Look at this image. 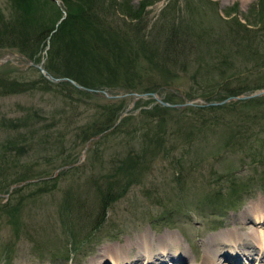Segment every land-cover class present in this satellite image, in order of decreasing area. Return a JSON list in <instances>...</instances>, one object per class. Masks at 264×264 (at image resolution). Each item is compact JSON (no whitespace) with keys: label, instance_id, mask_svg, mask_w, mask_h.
<instances>
[{"label":"rangeland","instance_id":"rangeland-1","mask_svg":"<svg viewBox=\"0 0 264 264\" xmlns=\"http://www.w3.org/2000/svg\"><path fill=\"white\" fill-rule=\"evenodd\" d=\"M59 1L0 0V57L11 58L0 65V83L31 87L0 93V264H104L172 236L192 264H209L215 234L252 239L250 214L264 209V96L159 111L152 99L133 104L131 93L158 91L182 104L264 88V0H100V15L134 22L112 30L125 49L111 57L112 71L92 73L85 86L99 93L87 96L39 83L34 65L54 64L57 77L66 66L48 52L49 39H36L38 30L20 37L11 27L57 25L78 4ZM169 35L170 58L149 62ZM125 110L122 126L82 154L98 135L83 139L90 123ZM10 139L24 146L20 153L3 149ZM27 180L36 181L10 189Z\"/></svg>","mask_w":264,"mask_h":264},{"label":"trees","instance_id":"trees-1","mask_svg":"<svg viewBox=\"0 0 264 264\" xmlns=\"http://www.w3.org/2000/svg\"><path fill=\"white\" fill-rule=\"evenodd\" d=\"M42 1H44L45 3H52V4L54 2L53 0H42ZM99 2L100 0H78V4L72 7L70 10H68V13L64 17V19L61 20L57 25L53 24L49 28H44V29L42 28V30H40L41 29L40 26L35 24L29 27L25 21L23 22V26L22 25L18 26L14 24V26L11 27L17 30H21L24 33L21 34L20 37H25V35L28 36L34 30H38L35 31V34L37 33L36 39L39 41H44L46 39H49L50 44H49L48 52L50 54H54L53 55L54 58H56L55 54L58 55V58H60L64 62L66 66L65 68L67 70L61 73V75L70 77L75 81H77L79 84L85 86L87 85V83H94L92 82V78H91L92 73H96L98 77H101V71L103 69L107 68L110 71L114 69L113 66L111 65V60H112L111 57H117V58L121 57V49L123 54V50L125 48L123 47V45L119 43L121 41H117L115 39V35L112 33V30L115 32L116 29L115 27L131 26L133 25L132 23L134 22L132 16L127 20L126 17L127 15L124 14H123L124 18L115 17L112 20L108 18L106 12L104 13V16L100 15L102 11L99 8L100 7V5H98ZM103 9L104 11L106 10L104 7ZM114 11L115 10H113V12ZM26 15H28L27 17L30 16L29 11L26 13ZM116 19H118V21ZM18 37H14V39L16 40H13V44H17L16 42H18L20 39ZM167 37H168L166 39L167 48L165 49V47H163L161 49L162 50L161 53L154 52L152 54H149L148 56L149 62L150 61L154 62L153 59L156 58L155 57L156 54H158V56H160V58L163 61L165 60V57L170 58V54L172 53V51H174L170 49H176L175 44L171 42V39L173 40V38L176 37L175 36L171 37L170 35ZM1 39L2 36H0V41H2ZM19 49L22 52H24V54L26 53V50L24 48H19ZM143 55L145 56L146 59L147 56L145 55V53ZM53 67L55 69L54 64ZM53 67L50 62L48 63V65H46V68L49 71V73H51L54 76H58L57 73L54 72ZM86 77H89L90 80ZM40 81L43 83V86L46 89H51L53 86H57V87L69 86L71 87V89L75 90L78 93L84 94L86 96L89 94L86 91L78 90L74 85L66 81L53 83L48 79H46L42 74L40 75L39 83H41ZM94 86H96V84ZM28 89H31V87L27 82L21 84L20 82L11 80V82L9 83H3V82L0 83V93H2L3 95L25 93L27 92ZM153 109L159 111L168 110V108L162 107L159 104L153 106L152 110ZM103 116L104 117L102 122L98 123L93 121L90 123L95 125L94 129H92L93 130L92 132H84L83 139H86V137L89 136V134L96 135L102 132L103 130L111 127L116 121V118L118 117L116 116V114L114 116H110L109 114L106 113ZM18 121L12 120L9 123L12 127H15L17 126L16 123ZM123 122L124 121L122 120L114 129L116 130L117 128H119V126H122ZM89 125L85 127V130H87ZM5 147L7 148L5 149ZM23 148L24 146H21V144L10 139L6 142L3 149L8 150V152H10L11 150H15L17 153H20L19 150H23ZM3 157H6V155H4Z\"/></svg>","mask_w":264,"mask_h":264},{"label":"bare ground","instance_id":"bare-ground-1","mask_svg":"<svg viewBox=\"0 0 264 264\" xmlns=\"http://www.w3.org/2000/svg\"><path fill=\"white\" fill-rule=\"evenodd\" d=\"M253 208L255 212L250 215L255 221L252 229L255 232L254 237L244 239L243 234L238 231L235 234H224V232L215 234L207 248L209 264H235L233 260L246 264L249 258L251 260L257 257L264 258V209L261 206ZM244 240L249 243H245ZM179 245V238L175 236L157 248L145 241L142 245L143 249L135 257L128 258L126 255L116 256L115 259L111 257L112 262H104V264H192L186 250H180ZM222 258H229L232 261H222Z\"/></svg>","mask_w":264,"mask_h":264},{"label":"water","instance_id":"water-1","mask_svg":"<svg viewBox=\"0 0 264 264\" xmlns=\"http://www.w3.org/2000/svg\"><path fill=\"white\" fill-rule=\"evenodd\" d=\"M58 5L60 3L59 0H54ZM65 14V13H64ZM64 17L61 18V20L63 19ZM60 20V21H61ZM11 58L10 56L8 55H4V56H1L0 57V65L7 62V61H10ZM48 80L52 81V82H63V81H67V82H70L71 84H73L75 87H77L78 89H81V90H85V91H88V92H94V93H99V90H96V89H93V88H88V87H84L82 86L81 84L77 83L75 80L71 79V78H68V77H61V78H58V77H54L53 75L49 74L46 69L43 67V61H41L39 64L37 65H34ZM100 92L103 93L104 96H107V97H110V95H108V93L104 90H101ZM131 95L133 96V100H132V103L134 104V102L136 100H139L141 98H144V99H148V98H152L154 99L157 103H159L160 105L164 106V107H171V108H178V107H184V106H220V105H224L228 102H232V101H243V100H249V99H252V98H256V97H261V96H264V88H259V89H256L254 90L253 92H250V93H245V94H240V95H232V96H228L220 101H212V102H208L206 100H203V99H194V100H188V101H185L184 103L182 104H175V103H170V102H166L164 101L160 94L157 92V91H149V92H143V93H137V92H132ZM111 97H114V96H111ZM131 107V106H130ZM128 110V109H127ZM127 110H125L122 114H120L119 116V119L117 121V123L121 120V118L127 113ZM116 123V124H117ZM115 124V125H116ZM113 128V127H112ZM112 128H109L103 132H101L100 134H98L97 136L95 137H92L88 140L86 146H85V149L84 151L82 152V154H84V152L86 151V149L89 147L90 143L96 139H98L99 137H101L102 135H104L105 133L109 132ZM77 164V162L75 164H71V165H67V166H63V167H60L58 168L56 171H55V174L58 173L59 171H61L62 169H67V168H70V167H73ZM54 174V175H55ZM31 181H36V180H27V181H24L18 185H13L10 189H14L20 185H23L25 184L26 182H31Z\"/></svg>","mask_w":264,"mask_h":264}]
</instances>
